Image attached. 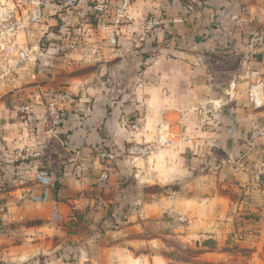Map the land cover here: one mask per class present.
<instances>
[{
  "label": "crops",
  "instance_id": "crops-1",
  "mask_svg": "<svg viewBox=\"0 0 264 264\" xmlns=\"http://www.w3.org/2000/svg\"><path fill=\"white\" fill-rule=\"evenodd\" d=\"M97 4L105 5V13L97 14L92 9ZM122 4V0H78L75 13L70 15L53 5L45 6L42 10L44 22L32 24L28 21L29 0L7 3L6 9L12 11V23L24 19L17 33L24 32L17 35L12 46L0 41V46L12 47L11 52L5 50L2 54L0 50V55L7 59L9 55L23 51L26 68L31 67L34 60L51 62L56 59L53 55L55 44L67 50L58 57L64 62L81 58L79 55L83 54L84 58L97 61L101 57L97 48L107 43L111 45L108 33L102 30V23L113 29V45L133 46L129 53L118 47L113 49V59L125 63L148 60L139 54L138 46L143 39H146L145 44L149 39H155L158 52L141 70L139 82L124 87L121 98L114 102L94 99L98 90L94 82L75 84L68 64L61 65V70L46 69L52 75L42 84L34 80L39 69L31 67L32 71L24 73L29 77V84L21 87V95L24 93L30 99L13 103V110L12 106L6 108V101L0 100V148L9 141L13 145L20 142L24 127L32 125V120L33 124L38 123L32 117H28L31 120L22 119V111H50L52 104L49 106L40 98L49 90L76 91L88 101L86 104L75 102L76 115L60 126L61 134L73 129L69 135L71 147L68 148L76 149L74 157L77 158L72 166L76 167L75 171L63 174V185L54 183V178L58 177L49 175L29 179L25 185L20 178L0 175V264H20L21 261L30 264L36 255L78 250L88 221L100 222L109 215L117 217L121 199L119 174L110 170L105 180L100 178L105 166L98 152L105 146L117 156L125 151L129 159L140 157L146 171L150 169V159L161 165L164 156L165 165L170 166V151L176 149L172 156L174 166L169 169L186 170V174L198 178V182L193 183L203 184L205 189L206 177L209 178L211 173L217 175L222 189L227 190V195L232 193L235 200H230L231 209H227L225 223L214 235L205 229L201 232L202 237L211 240L209 244L215 247L212 254L218 259L229 256L233 264H264V102L260 108L251 106L247 98L250 83L245 82V92L236 98L226 94L224 102L217 105L214 98L220 93L216 95L213 91L217 85L212 82L202 84L195 79L201 73L210 76L209 71L196 66L203 59L238 57L240 65L248 67L247 38L255 29L264 30V0H130L126 7ZM116 9L122 17L114 25ZM144 13L154 14L152 28L138 22ZM57 29L62 33L60 43H54L51 38ZM70 30L81 32L85 37L82 41L79 37L70 40L66 36ZM39 37H45L49 47L41 49L42 38ZM85 44L92 53L95 52L93 56L82 53L87 49L83 48ZM251 66L260 74L264 94V47L257 52ZM180 77L186 81L182 85L189 82L184 89L178 86L180 84H174ZM197 91L203 92L205 97L202 96L192 108L197 111H186V105L180 102L185 100L180 98V92ZM169 94L172 105L167 108L165 100L170 98ZM35 97L40 98L41 105ZM169 116L177 120L168 124ZM169 127L180 130L175 146L155 147L146 156L127 153L130 144L154 146L158 132ZM255 127L261 134L258 137L253 136ZM130 171L132 173V168ZM4 184L9 188L5 189L7 191H4ZM213 238L217 240L213 241Z\"/></svg>",
  "mask_w": 264,
  "mask_h": 264
},
{
  "label": "rangeland",
  "instance_id": "rangeland-1",
  "mask_svg": "<svg viewBox=\"0 0 264 264\" xmlns=\"http://www.w3.org/2000/svg\"><path fill=\"white\" fill-rule=\"evenodd\" d=\"M7 3L4 0L0 1V12L2 8H6ZM91 19L90 16V22ZM131 20L134 21V19ZM151 20H154V14L144 13L142 17H139L138 22L144 23ZM127 21L129 24L132 23L130 20ZM23 32L24 30H20L14 37L17 39V35L23 34ZM53 33H55L54 37H51L53 42L60 43L59 38L62 37V33L59 32V29ZM63 33L65 34V32ZM95 35L99 38L98 33ZM66 36L70 37V40L79 37L82 41L85 34L70 30ZM89 36L91 35L89 34ZM14 37L8 36V39L0 41L4 44ZM41 38L40 48L49 47L45 37ZM145 43L146 39H143V43L138 46L139 54L148 60H142V62L132 60L126 63L120 62L119 59H113L114 57L111 55L115 52L113 49L117 47L122 52L129 53L133 48L132 45L117 46L107 43V45L97 48L101 54L97 61L84 58L83 54L79 55L81 58L77 57L76 60L68 59L70 61L67 63L58 58L67 50L63 49L60 44H55L53 55L57 56L56 59L51 62L32 61L31 67L36 68L35 70L39 69L36 73L39 76L37 75L34 80H38L41 84L45 83L52 75L47 73L46 69L61 70V65L68 64L69 73L74 76L75 84L94 82L98 86L94 99L114 102L121 98L124 87L139 82L141 70L144 69L145 64L150 62L149 58L158 52L155 39L151 38L147 44ZM83 48L88 49V46L85 44ZM5 49L2 45L0 46L2 54L5 53ZM87 49H84L82 53H89L93 56L95 52L92 53L90 49ZM9 56L12 58H8ZM9 56L5 59L0 55V100L6 101V108H10L13 103L30 99L24 93L21 95V87L29 84V82L27 83L29 77L24 73L32 71L31 67L26 68L25 60L18 58L17 52ZM196 66L206 72L209 71L208 75H210L201 73L195 78L197 82L201 81L202 84L212 82L217 85L213 91L217 92L216 95L219 93L220 95L214 98L215 104L220 105L224 102L228 90H230V96L235 98L236 95L246 91L247 67L240 65L238 57L203 59L197 62ZM184 82L186 81L181 77L180 81L174 80V84H180L178 86L181 89L189 85V82L186 86L182 85ZM48 92L47 95L40 96V98L42 97V100L48 105L52 104L50 111L45 109L37 111L31 109L32 111L27 110L26 113L22 111L20 113L22 119L31 120L28 117H32L38 123L33 124L34 120H32V125L24 127L20 142L13 145L9 141L8 145L0 148V168L3 169L0 171V175L2 177L20 178V181L25 185L29 179L36 180L37 173L59 177L65 173L72 174L75 171L76 167L72 168V166H74V160H77L74 157L76 149L68 148L71 147L69 135L73 129L63 131L64 133L61 134L60 126L67 118L76 115L75 102L80 97L79 93L63 88H56ZM64 93L69 94L75 102L69 104L67 101L56 99ZM173 94L177 96V93L173 92ZM203 94L200 91L196 93L180 92V98H185L180 102L186 105V111H188L187 109L197 111L196 108H192L196 107L195 105L199 103L202 96L205 97ZM169 95L170 98L165 100L167 108L172 105V95ZM19 98L22 99L19 100ZM40 98L38 100V97H35V100L39 101L38 105H41ZM13 106L11 110H13ZM193 118L195 119V117ZM167 120L170 124L177 119L169 116ZM167 129L180 136L179 128L169 127ZM103 149L108 151L111 148L105 146ZM174 150L176 149L170 151V166L165 165V156L161 157L163 162L161 165H156V161L150 159L148 171L145 170V163L140 157L134 156L129 159L125 151L121 156L114 154L109 165L106 160H103L104 166H107L111 171H117L118 178H120L121 199L118 204L117 217L109 215L102 218L100 222L94 219L88 221L81 234L82 238L78 242V250L72 249L66 253L57 251L51 255L40 257L39 255L36 257V255L29 263L233 264L229 260V256L223 259L216 258L212 254V251L215 250L214 245L209 244L211 240L204 239L201 232L206 229L210 230L208 234L214 235L221 224L225 223L228 216H226L227 209H231L230 200H235L234 195L232 193L227 195V190L222 189L218 176L214 173H211L209 178L206 177L205 189L203 184L193 183L195 180L198 182V178L189 176L186 174V170L179 167H175L173 170L169 169L174 166L172 160ZM118 160L120 162H117ZM131 168L132 173H130ZM5 189H9L6 184H4V191H7ZM212 240L216 241L217 239L213 238ZM23 262L21 261L20 264Z\"/></svg>",
  "mask_w": 264,
  "mask_h": 264
},
{
  "label": "built area",
  "instance_id": "built-area-1",
  "mask_svg": "<svg viewBox=\"0 0 264 264\" xmlns=\"http://www.w3.org/2000/svg\"><path fill=\"white\" fill-rule=\"evenodd\" d=\"M2 1V0H0ZM6 3L9 0H4ZM123 4L121 6L126 7L129 4L130 0H122ZM256 1H261V0H256ZM77 4L78 0H29V6L31 8L29 15H28V21L29 23L32 24H41L44 22V15H43V8L45 6H50L53 5L58 9L60 12L65 11L68 15L74 14L76 9H77ZM2 7V6H1ZM92 9L97 13V14H103L105 13V5L104 4H97L96 6H93ZM116 12V17L115 20H113L114 25L118 24L120 22V16L119 15V10H115ZM12 11L8 10L6 8H2L0 12V40L3 39H8L9 37H14L17 34V30L23 23L22 18H20V22H15L12 23ZM25 19L27 18L24 17ZM27 20V19H26ZM148 28H152V26L155 25V20H151L149 22H144ZM102 30L108 33V40L109 42L113 45L115 43V38H114V31L112 27L110 26H104V24H101ZM7 37V38H6ZM10 46L15 44V37L12 39H9L7 41ZM6 42V43H7ZM264 47V30L262 29H255L250 32L248 38H247V43H246V56H247V81L250 83L249 88H248V102L251 104L252 107L254 108H260L262 104V99H264V94H263V83L260 77V74L258 71L254 70L253 67L251 66L252 60L254 59L255 55H257V52L261 50ZM12 47H8L5 50L7 52H11ZM17 56L20 60H25L26 56L23 51L17 52ZM56 99L62 100V101H67V103H74L75 101L71 96L67 93H64L60 96H58ZM264 101V100H263ZM77 102L81 103H87V100H84L83 97L77 98ZM253 136L258 137L260 136L259 130L255 127L253 129ZM177 137L178 135L174 132L168 131V129H162L160 132H158L153 144L152 145H146V144H130V146L127 148V153L129 155H137V156H146L150 154L156 147L158 148H167V147H173L175 146L177 142ZM99 157L101 160H106V163L109 165L110 161L114 157V152L112 150H102L100 149ZM109 168L105 166L104 170L102 171V174L100 178L102 180H105L107 178V173L109 172ZM42 175L37 173L36 174V179H41ZM64 176H59L58 178H54V183H57L61 185L64 180ZM53 183V184H54ZM64 184V183H63ZM62 184V185H63Z\"/></svg>",
  "mask_w": 264,
  "mask_h": 264
},
{
  "label": "bare ground",
  "instance_id": "bare-ground-1",
  "mask_svg": "<svg viewBox=\"0 0 264 264\" xmlns=\"http://www.w3.org/2000/svg\"><path fill=\"white\" fill-rule=\"evenodd\" d=\"M226 94H227V95H230V91H228Z\"/></svg>",
  "mask_w": 264,
  "mask_h": 264
}]
</instances>
